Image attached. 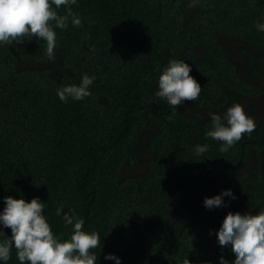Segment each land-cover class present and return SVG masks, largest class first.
<instances>
[{"label": "trees", "instance_id": "obj_1", "mask_svg": "<svg viewBox=\"0 0 264 264\" xmlns=\"http://www.w3.org/2000/svg\"><path fill=\"white\" fill-rule=\"evenodd\" d=\"M192 2L77 0L81 26L53 24L54 60L40 38L0 42V212L5 197L39 198L61 242L75 213L101 238L96 264H234L217 238L224 218L264 211V0ZM171 60L202 88L177 108L156 95ZM85 74L91 95L62 102L57 91ZM237 103L256 128L221 152L211 116ZM227 190L235 199L204 206ZM0 264H20L14 247Z\"/></svg>", "mask_w": 264, "mask_h": 264}, {"label": "clouds", "instance_id": "obj_2", "mask_svg": "<svg viewBox=\"0 0 264 264\" xmlns=\"http://www.w3.org/2000/svg\"><path fill=\"white\" fill-rule=\"evenodd\" d=\"M76 2L77 0H0V42L12 45L23 43L25 37H37L46 41L47 58L54 60L56 35L53 24L64 29L71 18L74 26H81V19L68 7ZM53 5L55 8L65 6L67 13L58 15ZM195 5L196 0H193L189 6ZM256 27L258 31L264 32V24L258 23ZM191 70L184 61H169L159 77V91L156 95L166 99L173 108L185 101L197 100L202 88L190 76ZM94 79L95 77L85 74L79 86H65L57 91V95L65 103L68 98L83 100L91 95L89 87ZM211 121L212 129L206 136L222 142L221 152H227L244 134H251L256 128L255 121L245 114L242 105L238 103L229 107L223 117L212 114ZM207 150V145L196 146L197 154H203ZM223 196L235 199L231 190H227L221 195L205 198L204 206L208 209L223 206ZM4 202L0 224L11 229V238L0 243V260L7 262L14 247L20 264H96L98 258L91 250L101 246V238L96 232L89 234L83 231L84 220L75 213L63 214V221L66 225H72L73 231L69 240L61 242L46 222L43 215L45 205L39 198L26 202L23 198L8 196L4 198ZM62 212V206L57 208L58 216ZM217 238L221 247L231 245L236 257L234 264H264V211L256 215L229 212ZM105 259H114L116 264H120L119 258L113 254H108ZM183 264L191 262L185 259ZM220 264H228V261L221 257Z\"/></svg>", "mask_w": 264, "mask_h": 264}, {"label": "rangeland", "instance_id": "obj_3", "mask_svg": "<svg viewBox=\"0 0 264 264\" xmlns=\"http://www.w3.org/2000/svg\"><path fill=\"white\" fill-rule=\"evenodd\" d=\"M259 115H261V116L264 117V109H262V110L260 111V114H259Z\"/></svg>", "mask_w": 264, "mask_h": 264}]
</instances>
